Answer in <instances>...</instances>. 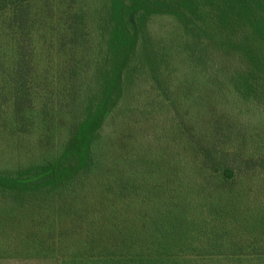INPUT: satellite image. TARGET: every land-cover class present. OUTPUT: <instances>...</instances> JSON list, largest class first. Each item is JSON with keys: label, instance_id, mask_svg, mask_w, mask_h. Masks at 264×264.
Returning a JSON list of instances; mask_svg holds the SVG:
<instances>
[{"label": "rangeland", "instance_id": "1", "mask_svg": "<svg viewBox=\"0 0 264 264\" xmlns=\"http://www.w3.org/2000/svg\"><path fill=\"white\" fill-rule=\"evenodd\" d=\"M104 2L30 0L28 8L34 21L30 19L27 28L9 24V21L20 23L21 17L14 13L0 15V62L10 66L15 57L21 56L19 48L28 49L26 59L30 66L27 80L33 96L31 107L26 108L24 114L15 115V119L10 118V106H3L2 115L7 117V121L0 128V169L25 168L46 157L55 162L58 151L68 143L76 111L70 106L72 98L66 88L70 86V81L80 82L85 78L87 61L101 54V29L97 28L93 19L99 11L106 10ZM85 14L88 24L82 22ZM179 28L173 16H154L149 29L155 38L161 40L153 44L155 49L165 45L166 39L168 42L176 40L177 33L183 38ZM211 34L215 35L214 32ZM58 37H61L60 43L56 42ZM208 38L198 43L192 38L185 43V50L171 46L166 59L159 53L155 77L145 74L152 76L151 80L147 77L142 79L139 91L127 95L121 110L108 116V134H114L111 142L118 141L125 156L131 148L140 150L141 156L136 157L139 163L134 166L135 169L130 175H123V181L130 182L128 193L143 192L141 184L135 185L138 180L148 179L151 191L159 189L162 193L161 190L167 188L170 194L174 193L178 179L186 182L190 196L195 198L192 204L196 205L189 206V216L197 222L190 231L194 233V245L202 250L193 248L184 256L229 255L244 258L257 257L259 253L263 256L264 250H256L262 242V225L245 229L242 223L248 213L240 210H248L252 199H257L261 213H264V169L258 166L249 170L253 180L243 177L226 183L216 173L202 168L205 157L200 158L199 153L202 154L201 146L217 143L228 151L241 150L246 156L263 157L264 104L258 101L247 104L236 97L231 89L230 74L225 76L238 64L241 66V60L221 46L219 35ZM86 39L92 41L86 44ZM74 44L76 56L72 59L69 48ZM60 46L61 50L57 51ZM87 46L95 51L87 52L84 49ZM81 60L80 69H77L79 77L65 80L61 63H72V67L77 68L75 65ZM66 68L73 72L70 66ZM5 76L1 71L0 81ZM207 78L209 84L204 82ZM211 109H215L211 111L214 113H210L213 117L207 112ZM209 115L213 124L205 120ZM116 116H119L118 121L114 120ZM195 116L200 117V121H196ZM173 126L175 129L171 128ZM154 150L160 154L149 153ZM134 155L129 152V157ZM155 164H158L156 167L161 174L152 169L143 174ZM158 177L165 180L159 182ZM102 178L96 181L100 189L95 188L91 192L86 189L88 195L84 200L68 202L67 206L59 196L38 198L33 204L25 206H16L11 198L0 196V264H62L65 257L60 255L63 252L67 261L77 260L78 250L65 251L62 243L72 244L83 236L82 231L95 225L92 210L103 206L101 194L113 181L105 178V174ZM249 185L253 191H259L260 196L246 194L240 201L230 197L224 201L215 194L218 188H226L227 192L234 188L239 196L238 191L250 189ZM213 204L222 205L225 209L214 210L211 207ZM144 209L146 206L138 202L126 205L125 217L131 222L126 226H141V220L146 217ZM258 220L261 221V217ZM217 235L228 238V246H211L218 240Z\"/></svg>", "mask_w": 264, "mask_h": 264}, {"label": "trees", "instance_id": "2", "mask_svg": "<svg viewBox=\"0 0 264 264\" xmlns=\"http://www.w3.org/2000/svg\"><path fill=\"white\" fill-rule=\"evenodd\" d=\"M29 2L30 0H0V15L14 13L13 15L21 17L20 23L9 21V24L27 28L30 19L34 21L28 8ZM104 3L106 10L99 11L98 16L93 19L97 28L101 29V54L87 61L85 78L80 82L70 81V86L66 88L72 98L70 106L76 111L68 143L58 151L55 162L46 157L25 168L0 169V196L11 198L16 206L33 204L38 198L59 196L67 206L68 202L84 200L88 195L85 193L86 189L89 192L95 188L100 189L96 181L103 179L102 174L113 180L101 194L103 206L92 210L95 225L90 230L82 231L83 236L72 244L62 243L65 251L77 249L78 259L67 261L63 252L60 255L65 257L62 264H264V255L261 256V253L257 257L244 258L229 255L184 256L186 251L194 250L193 248L202 250L194 245V233L190 231L191 226L197 222L189 216V206L196 205L192 204L195 198L190 196L186 182L182 178L181 181L178 179L174 193L170 194L167 188H163L162 193L159 189L151 191L148 179L142 182L138 180L135 185L141 184L143 192L128 193L130 182L123 181V175L132 173L131 170L139 163L136 157L140 158L141 153L139 149L131 148L129 152L135 155L129 157L128 152L125 156L118 141L111 142L114 134H108L106 126L108 116L121 110L125 97L139 91L142 79L147 77L151 80L152 76L155 77L159 53L166 59L171 46L177 50H185V43L192 38L198 43L204 38L211 39L219 35L221 46L241 60V66L235 63L238 67L228 71L225 76L230 74L232 91H235L236 97L242 102L250 104L258 101L264 104V0H105ZM95 15L96 12L93 13ZM157 15L173 16L180 26L183 38L177 33L174 37L176 40L168 42L166 39L165 45L155 49L153 44L160 39L151 34L149 25ZM85 17L86 14L82 22L88 24ZM73 33L76 36V31ZM22 37L25 35L22 34ZM60 38L56 42L60 43ZM91 41L86 39L85 43L89 44ZM61 45L65 46L62 42ZM89 48L87 46L84 49L87 52L95 51ZM27 50L19 48L22 54L15 57L10 66L0 62V72L6 75L0 81V128L7 121V117L2 115L4 105L10 106V118L14 119L15 115L24 114L26 108L32 105L33 96L27 80L30 66L26 59ZM58 50H61V46ZM69 50L73 59L76 56V44ZM82 62L83 60L75 65L77 68H73L72 63H61L64 79L79 77L77 69H80ZM67 66L73 68V72ZM204 82L209 84L210 80ZM145 83L148 84V81L145 80ZM211 111L215 109L207 110L209 114L214 113ZM210 115L205 120L213 124ZM194 118L200 121V117ZM171 128L175 129V126ZM200 149L202 154L200 152L199 157H205L202 168L212 174L216 173L226 183L243 177L252 179L253 174L249 170L253 167L260 166L264 169V156H246L241 150L228 151L217 143L203 145ZM196 151L198 152L197 149ZM149 153L160 154L157 150ZM157 165L150 166L143 174L151 169L159 173ZM157 179L159 182L165 180L162 177ZM216 190L215 194L224 201L227 197L240 201L246 194L260 196L259 191H253L251 186L250 189L238 191L239 196L234 188L229 192L226 188ZM252 200L248 210H240L248 213L244 215L245 222L242 224L245 229L262 225L264 232V213H261V206H258L259 201ZM113 202L118 204L111 205ZM137 202L146 206V217L141 220V226H126V223L131 222L125 217V206L135 205ZM200 204L204 206L202 202ZM211 207L214 210L225 209L219 204ZM118 210L121 211L120 214ZM84 211L87 214V210ZM260 217L261 221L258 220ZM262 234V242L256 250H264V233ZM217 237L218 240L211 246H228V238L224 235Z\"/></svg>", "mask_w": 264, "mask_h": 264}]
</instances>
